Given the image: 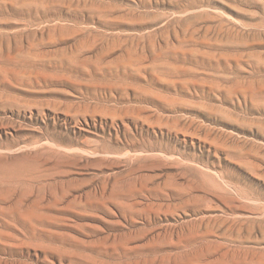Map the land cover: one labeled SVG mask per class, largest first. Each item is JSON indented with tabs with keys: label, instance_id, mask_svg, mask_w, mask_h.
I'll list each match as a JSON object with an SVG mask.
<instances>
[{
	"label": "rangeland",
	"instance_id": "rangeland-1",
	"mask_svg": "<svg viewBox=\"0 0 264 264\" xmlns=\"http://www.w3.org/2000/svg\"><path fill=\"white\" fill-rule=\"evenodd\" d=\"M221 254L264 264V0H0V264Z\"/></svg>",
	"mask_w": 264,
	"mask_h": 264
},
{
	"label": "bare ground",
	"instance_id": "bare-ground-1",
	"mask_svg": "<svg viewBox=\"0 0 264 264\" xmlns=\"http://www.w3.org/2000/svg\"><path fill=\"white\" fill-rule=\"evenodd\" d=\"M41 220H42V219H41ZM199 251H200V250H199ZM200 253H201V252H200ZM200 253H199V255H197V254H196V255H193V257H191V259L194 260V259H196V258H197V259L205 258L206 255H207L206 253H205L206 255H200ZM201 254H202V253H201ZM222 255H223V254H221V256L219 257V259L217 258L218 260H215V259H214L215 261L212 260V261H214L213 264H225L226 261L229 262V260L224 259V257H223ZM256 255L258 256V254H256ZM260 255H261V254H259V256H260ZM208 256H209V254H208ZM208 256H207V257H208ZM233 256H234V255H233ZM238 256H239V255H238ZM243 256H244V255H243ZM257 256H256V257H257ZM261 256H262V255H261ZM261 256H260V257H261ZM198 257H199V258H198ZM207 257H206V258H207ZM227 257H228V256H227ZM227 257L225 256V258H227ZM230 257H231V256H230ZM234 257H235V256H234ZM245 257H246V256H245ZM260 257H259V258H260ZM263 257H264V256H262L261 258H263ZM187 258H189V257H187ZM181 259H182V258H181ZM230 259H231V258H230ZM235 259H236V258H235ZM237 259H238V258H237ZM244 259H245V258H244ZM246 259H247V258H246ZM184 260H185V259H184ZM186 260H187V259H186ZM188 260H189V259H188ZM231 260H232V259H231ZM198 261H200V260H198ZM198 261H197V262H198ZM233 261H235V260H233ZM236 261H237V260H236ZM239 261H240V260H239ZM239 261H238V262H239ZM242 261H243V259H242ZM242 261H241V264L246 263L245 260H244L243 262H242ZM194 262H195V261H194ZM209 264H211V262H209ZM232 264H233V263H232Z\"/></svg>",
	"mask_w": 264,
	"mask_h": 264
}]
</instances>
